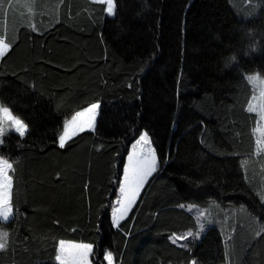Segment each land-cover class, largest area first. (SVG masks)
<instances>
[{"label":"trees","instance_id":"16d2710c","mask_svg":"<svg viewBox=\"0 0 264 264\" xmlns=\"http://www.w3.org/2000/svg\"><path fill=\"white\" fill-rule=\"evenodd\" d=\"M114 5L0 0V102L27 125L0 137L13 165L0 264H61L59 240L91 244L93 264L106 252L118 264H264V150L247 79L264 78V0ZM95 102L94 129L61 148L66 118ZM143 130L158 168L114 224ZM189 206L215 216L198 236Z\"/></svg>","mask_w":264,"mask_h":264},{"label":"snow or ice","instance_id":"6c2138e0","mask_svg":"<svg viewBox=\"0 0 264 264\" xmlns=\"http://www.w3.org/2000/svg\"><path fill=\"white\" fill-rule=\"evenodd\" d=\"M107 8L106 11L108 14H114L115 5L114 0H106ZM10 48V44L5 41L3 37H0V57H3ZM234 59V58H233ZM249 80H256L257 77H249ZM255 99V98H254ZM264 100V97L261 98ZM98 104H91L83 112H79L73 117L72 121L66 122L64 126V131L59 136V146L63 148L68 140L75 136L78 132H82L85 128H93L96 111L98 109ZM262 111H264V104L259 106ZM250 110H255V108H250ZM85 114H90L86 122L77 124L78 118L84 116ZM10 128H14L21 136L25 135L27 131V125L24 121L18 116L13 115L11 109L8 106H5L0 102V136H2ZM2 142V141H0ZM143 143L144 145H149L150 141L146 133L140 136V139L137 141V144ZM258 143H261L258 141ZM13 165L9 163L8 160L0 158V218L3 220L9 219L13 212L11 204V186L12 180L9 175V170H11ZM157 168V158L154 151L149 147L146 155H141L137 152H133L129 156V164L125 167V176L121 181V193L123 200L121 203L124 205V211L131 208L132 204L135 202L137 195L140 192V189L143 187L144 182L156 171ZM264 198V197H262ZM195 207V206H191ZM201 216L204 215L203 212L200 213ZM121 215L117 219H122ZM117 220H114L116 223ZM264 231V229H261ZM258 235L260 233H257ZM193 233L189 232L184 236L178 237L177 239H187L189 236H192ZM196 236L199 233L195 234ZM8 234L6 232L0 233V250L6 247V239ZM74 251L69 252L65 247L63 242H61L58 254L56 256L57 261H60L61 264L69 259L73 261L77 260H86L88 253L91 250L90 245H73L71 246ZM105 259L108 261V264H112L113 257L110 252L105 254ZM195 264V262H193Z\"/></svg>","mask_w":264,"mask_h":264},{"label":"rangeland","instance_id":"374dc122","mask_svg":"<svg viewBox=\"0 0 264 264\" xmlns=\"http://www.w3.org/2000/svg\"><path fill=\"white\" fill-rule=\"evenodd\" d=\"M98 1L105 2V4H106V0H98ZM106 8H107V4H106ZM109 15H111V14H109ZM5 32L6 31H3L2 35H5L6 34ZM249 77H257L258 79H256V80H249L248 79ZM247 79H248L249 83L251 84V87H252V90H253L252 97H251V99L249 101L248 109L250 110V108H255V110H251V111L255 112L257 114V117H258L257 124L255 126V137H256V151H257V153H260V152H262L264 150V111H262L261 108L259 107L261 104H264V100L261 99L262 97H264V78L259 73L254 72V73L248 74L247 75ZM92 104H98V103L95 102V103H92ZM90 105L86 106L85 108H83V109H81L79 111L74 112L71 116H69L68 118H66V120L64 121V125H63V131H64V126H65V123L66 122L72 121L73 117H75L77 113L83 112ZM97 111H98V109H97ZM97 111H96V115H95L94 126H95V122H96ZM89 115L90 114H85L84 116L78 118L77 124L86 122L88 120V118H89ZM93 129H94V127L93 128H85V130H93ZM9 130L15 131L14 128H10ZM144 133L147 134V132L143 130L138 135V137L131 143V145L129 147V150H128V153L126 155V159H125V162H124V166H123V170H122V175H121V179H120V183H119V187H118V191H117V197L114 199L113 205H112V209H111L112 222L114 223V220H117V222L114 223V224H117L121 220V219H117L121 215L124 218L128 214V212L130 211V209L135 204V202H136L137 198L139 197L141 191L143 190L144 186L146 185L147 181L156 172V171H154V172H152V174L150 176H148V178L144 182L143 187L140 189V192L137 195L135 202L132 204L131 208L127 209V211L125 212L124 211V205L121 203V201L123 200V196H122V193H121V190L120 189H121V181L124 179V176H125V167L129 164V156L134 151L137 152V153H139V154H141V155H146L149 147L154 151V148L152 146V143L150 141V138H149L148 134H147V136H148L149 141H150V144L149 145L146 146L143 143L137 144V141L140 139V136L142 134H144ZM258 141H260L261 143H258ZM154 153H155V151H154ZM155 156H156V154H155ZM157 168H158V159H157ZM157 168H156V170H157ZM188 208H189L190 211H195V215L199 218L198 219L199 221H198V224H197L198 225V233L201 234L205 230L206 225H208V224H214V221L213 220H214L215 216H210L209 211L207 209H205V208H199L197 206H195V207L189 206ZM201 212L204 213L203 216L200 215ZM11 216H12V214H11ZM0 219H2V218H0ZM61 242H63V244L65 245V247L68 249L69 252L74 251V249L71 247L73 245H90L91 246V250L88 253L86 260L73 261V260L69 259L65 263H68V264H93V262L91 260V251H92V245L91 244L84 243V242H81V241L59 240L57 254H58V250L60 248ZM106 253H108V252H106ZM58 262H60V261H58ZM106 262L108 264V261L107 260H106ZM112 264H118V263L114 262V260H113L112 261Z\"/></svg>","mask_w":264,"mask_h":264},{"label":"crops","instance_id":"0c3cea01","mask_svg":"<svg viewBox=\"0 0 264 264\" xmlns=\"http://www.w3.org/2000/svg\"><path fill=\"white\" fill-rule=\"evenodd\" d=\"M94 1H98V0H94ZM62 131H63V129H62ZM62 133V132H61ZM58 142H59V139H58Z\"/></svg>","mask_w":264,"mask_h":264}]
</instances>
